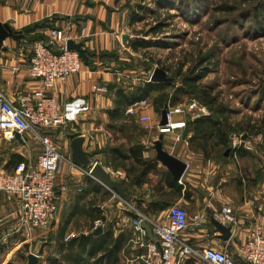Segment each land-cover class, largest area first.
<instances>
[{"label": "crops", "instance_id": "1", "mask_svg": "<svg viewBox=\"0 0 264 264\" xmlns=\"http://www.w3.org/2000/svg\"><path fill=\"white\" fill-rule=\"evenodd\" d=\"M131 5L132 0H0V22L23 33L19 40L7 39V49L0 51V91L17 104L19 96L41 90L42 81L29 74L33 44L45 38L50 29L71 25L78 33L87 29L86 68L65 82H58L48 95L61 107L76 98H87L91 103V111L65 130L42 132L57 144L64 159L55 183L57 210L51 226L15 234L19 201L0 195V264H28L30 254L38 257V264H51L52 259L60 258L63 244L81 235H95L99 228L103 233L111 232L115 239H124L117 264H143L141 256L145 251L135 241L132 221L146 217L164 223L169 208L175 204L189 214L182 238L196 250L215 248L236 255L247 241L250 227L264 229V186L250 184L243 178V171L239 172L243 158L237 151L230 150L227 156L226 152L225 161L219 163L195 147L191 141L193 133L187 132L191 115H176L175 129L162 134L158 128L161 115L158 116L152 98L151 104L146 100L134 116L127 114L128 107L120 120L125 127L148 126L144 136L137 135L129 144L133 132L125 128L114 134L111 129L113 123L120 122L110 114L116 107L117 92H133L142 84L135 72L127 68L130 64L125 65L137 53L130 47L131 42L140 38L135 34L139 22L132 21ZM96 87L108 91L96 92ZM178 106L181 105L173 107ZM143 117L149 118L145 124L140 121ZM159 138L165 151L187 164L178 189L168 184L166 177L172 175L160 162L157 161V171L137 184L139 165L133 160H116L112 155V150L120 146L129 149L142 144L146 148L143 158L156 160L154 144ZM41 151V143L31 131L12 139L0 132V173L11 172L19 162L36 165ZM95 163L124 187V196L91 176ZM164 203L169 205L165 207ZM224 208H232L234 224L219 220ZM213 219L232 228L228 241L221 239ZM234 257L243 264L237 255Z\"/></svg>", "mask_w": 264, "mask_h": 264}, {"label": "built area", "instance_id": "2", "mask_svg": "<svg viewBox=\"0 0 264 264\" xmlns=\"http://www.w3.org/2000/svg\"><path fill=\"white\" fill-rule=\"evenodd\" d=\"M88 32L83 28L75 32L71 25L66 28H52L44 39L33 44L29 74L42 81L41 90L32 95H21L17 104L12 103L0 91V132L12 139L15 134L33 132L41 143L42 151L36 165L19 162L11 172L0 173V195L5 194L19 201L15 224V234H29L35 230H47L55 220L57 194L55 183L64 161L59 147L53 140L43 135L45 130H65L70 124L91 111L87 98H76L60 106L48 93L58 82H65L73 75L82 73L86 64L77 51L68 48L69 42L83 43ZM96 92L106 93L104 87H96ZM146 101L131 105L127 114L136 115ZM207 107L192 102L189 105L168 107V124L159 126L162 134L175 129L174 117L178 114L191 115L192 119L208 115ZM147 123L149 118L140 119ZM148 129V126H146ZM199 219L198 216L195 217ZM219 220L234 224L232 208H224ZM146 223L152 230L154 239L143 227ZM100 225V222L97 223ZM189 225V214L179 204L172 205L164 223L153 222L146 217L134 219L132 228L135 241L145 252L141 256L143 264H238L234 256L215 248L196 250L188 245L182 234ZM70 237L66 238L68 241ZM237 257L243 264H264V229L252 226L247 241L238 249Z\"/></svg>", "mask_w": 264, "mask_h": 264}, {"label": "rangeland", "instance_id": "3", "mask_svg": "<svg viewBox=\"0 0 264 264\" xmlns=\"http://www.w3.org/2000/svg\"><path fill=\"white\" fill-rule=\"evenodd\" d=\"M184 1L132 0L131 8L138 11L141 20L135 34L151 41L153 46L137 51L125 65L130 64L127 68L135 72L142 84L151 82L156 69L164 70L172 79L165 91L170 96L191 71L196 75L207 67L210 73L200 86L215 98L216 104L207 107L206 116L219 118L229 130L227 147L211 143L212 159L221 163L225 161L223 153L237 151L243 158L239 167L243 178L250 184L264 186V33L258 37L245 35L241 13L248 7L240 0ZM223 4L235 6L238 11L231 15L218 12ZM200 56H208L211 61L199 68ZM151 100H147L148 105ZM180 102L202 105L195 96H182ZM217 112H224V117ZM157 113L161 115V111ZM113 124L116 127L111 129L117 134L121 123ZM125 128L133 132L129 144L148 130L141 124Z\"/></svg>", "mask_w": 264, "mask_h": 264}, {"label": "trees", "instance_id": "4", "mask_svg": "<svg viewBox=\"0 0 264 264\" xmlns=\"http://www.w3.org/2000/svg\"><path fill=\"white\" fill-rule=\"evenodd\" d=\"M175 1H179L180 3H182L184 0ZM240 2H243V4L248 7L245 8L241 13L243 21V24H241V26L246 30L245 35L247 37H258L260 35H263L264 0H240ZM179 8L181 7L179 6ZM217 11L222 12L223 14L231 15L238 11V9L236 10L235 6H228L223 4L220 5L219 8H217ZM132 21H141L138 19V11H136V9L132 11ZM249 21L250 24L247 25L246 23ZM154 32H157V30H155ZM152 46V42L145 40L144 38L135 39L130 44V47L134 51L148 49ZM210 61V57L200 56L199 64H197V67H203ZM209 73L210 71L207 67H205L201 73L196 75L194 71H191L190 76H185L182 79V86H180L179 88H175L172 96H170L169 94H165V91L171 82H147L136 87L133 92L128 93L123 90H119L117 92L118 99L116 102V107L114 110L110 111L112 119L114 121H120L128 107L135 103L144 102L151 98H154L153 104L157 111H162L165 106L173 107L181 104L180 100L182 96H195L201 101L200 103L203 106L215 107V98L213 96L211 97L208 92L204 93L202 87L200 86V82L204 80L209 75ZM199 94L200 96H197ZM169 100L171 102H168ZM217 115L224 117L225 113L217 112ZM120 122L121 124L118 127V131L124 132L125 124L122 123V121ZM187 126L189 127V129H187V132L193 133L191 141L197 143L198 148L202 149L205 152L206 156H210V148H212L211 143H213V141H215L213 145L217 147L228 146V126L214 115L202 116L200 118L190 120ZM144 151H146V148L142 144H135L129 149L120 146L119 148H115L112 150V155L116 160H133L137 165H139V168L136 169L138 173L136 179L137 184H141L145 177L149 175V173L157 171L158 168L157 160L143 158ZM225 153H223V157ZM166 180L172 188H180L178 181H174L172 176L168 175L166 177ZM163 205H165L166 207L169 204L164 203ZM123 246L124 239L122 237L115 239L111 232H102L99 235H81L63 244L60 247V258L52 259L51 264H117L119 261V254L122 251Z\"/></svg>", "mask_w": 264, "mask_h": 264}, {"label": "water", "instance_id": "5", "mask_svg": "<svg viewBox=\"0 0 264 264\" xmlns=\"http://www.w3.org/2000/svg\"><path fill=\"white\" fill-rule=\"evenodd\" d=\"M23 37L22 32H17L12 30V28L7 24H2L0 22V51L6 50L7 48L4 47V43L7 39H16L19 40ZM68 48L70 50L77 51L85 64H87V51L84 48L83 43L76 44L74 42L68 43ZM172 79L167 76V73L164 70L156 69L152 75L151 82H158V83H166L171 82ZM167 113H168V106H165L161 112V121L160 126H165L168 124L167 120ZM18 137V134H15ZM155 151H156V160L160 162L167 170L171 173L172 177L180 181L184 176L187 170V164L176 158L174 155L168 153L164 150L162 139L159 138L158 141L155 142ZM230 150L227 151L226 156L229 154ZM91 176L98 179L102 182L106 187L110 190H115L118 192L120 196H124V187L117 182L111 180L109 173L105 170V168L99 164L95 163L94 167L91 170ZM217 230L221 233V239L224 241H228L232 236V228L229 226H225L217 219L212 220ZM143 227L147 230L149 237L154 239L151 228L144 222ZM103 230L101 228L97 229L94 234L98 235L101 234ZM28 264H38V257L35 254H30L28 256Z\"/></svg>", "mask_w": 264, "mask_h": 264}]
</instances>
